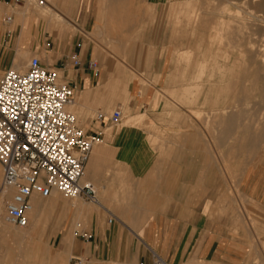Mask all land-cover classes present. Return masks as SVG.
I'll return each instance as SVG.
<instances>
[{"label":"rangeland","instance_id":"1","mask_svg":"<svg viewBox=\"0 0 264 264\" xmlns=\"http://www.w3.org/2000/svg\"><path fill=\"white\" fill-rule=\"evenodd\" d=\"M38 1H42L43 4ZM186 1H189V5L185 3ZM256 1L219 0L220 4H218V0H203L205 3L202 0H182L152 5L146 4L145 0H107L102 6V10L99 11V16L97 0H94L96 7L89 10V15H94V21L99 18L98 20L101 22H106L100 24L103 27L102 35L99 34L97 38L95 37L96 39H92L90 34L95 23H90L85 27L75 22L78 27L68 25L63 18H69L62 14L56 0H30L29 5H26L21 11L24 10L28 17L46 12V17H36L37 19H34L35 22L39 20L45 21V27L48 31H52L58 26H64L66 28V38H74V42L81 29L84 30L87 37L85 41L87 58L91 57L96 61L101 73L100 78L92 82L90 89L85 92H76L73 105L67 107V111L76 116L84 130L88 128L98 110H103L109 114L114 108L120 107L122 111V120L118 125H111L107 122L103 124L101 132L106 135L125 125L128 117L142 116L144 114L142 116L144 123L137 127L145 132L146 139L154 151L155 166L163 161L171 160L174 152L177 151L178 153L179 150L181 156L189 160L208 161L211 159L213 162L214 184L227 186V191L232 199L229 202L244 215L242 219H244L243 223L247 231H249L248 233L252 235L253 232H258L256 235L259 237L258 221L261 219L257 216L261 214L259 206L254 202L242 199L239 195L237 185L238 170L236 169L237 162L245 161L247 163L254 160L255 157L258 158L259 154L264 152V135L261 134L264 132V70H260L255 63L253 65L252 58L255 57L258 60L259 52L258 50H254V52L250 50L247 43L249 40L254 41L257 37L256 34H252L251 21L253 19L248 16L249 13L255 14L258 19L264 17V1L258 0V3ZM107 2L110 6L106 5ZM43 5L48 6V8ZM225 5L226 7L224 8ZM244 5L246 6L244 7ZM105 6H108L109 10ZM169 6L172 8L170 9ZM203 6L204 8L202 9ZM53 8L57 14L52 12ZM187 10L189 12L193 11L192 16L194 15L193 17L197 19L195 22L187 23L188 21L185 17ZM238 15L242 16H239V18ZM214 18L215 21L213 22ZM200 19L201 21H199ZM232 20L234 22L242 20L243 22L238 21L236 23L238 25H236ZM218 25H220L219 28ZM221 25L224 27L223 29L220 28ZM238 26H241L242 29ZM202 28L207 30L204 31ZM215 30H217V33ZM218 31L221 33L219 36H217ZM220 36L223 39H220ZM236 43L237 45H232ZM234 48L237 52H235ZM52 53V51H43L40 55L33 53L24 56L20 55L13 58H5V62H13L10 69L16 65L20 71H24L31 56L36 55L42 63L44 61L49 63L57 57ZM102 56L105 57L103 64L100 62ZM244 58L249 63L245 62ZM208 60L211 61L209 62ZM82 61L83 64L80 67H85L87 60ZM246 65H248V68ZM80 67H75L74 69ZM107 67L112 69L119 67L120 78L115 81L112 80V72H107ZM159 71L162 72L161 78L156 75ZM219 73L220 77H217ZM248 73L249 77H247ZM256 76L261 77L257 78ZM253 77H256L261 83H257L258 81ZM111 80V84L104 88V85ZM190 82L193 85H190ZM207 83L211 85V88ZM133 86L139 90L141 96L148 89L153 90V109L151 110L153 115L148 114L144 109L135 111L130 109L128 101L130 99V90ZM104 95L110 96L107 98L101 97ZM111 97H117L119 102L113 103ZM196 97L199 99L197 100ZM240 98L242 103H240ZM185 99L186 102H184ZM91 105L100 106L101 109H90ZM222 106L223 108H221ZM261 124L262 127L260 126ZM244 129L247 131H244ZM239 133H241V137H239ZM260 137L263 139H260ZM99 139L101 141L94 145L92 151L97 145L105 142L100 136ZM242 144H244L243 147ZM240 148H243V152L240 151ZM83 179V181L81 180L82 182H87L85 178ZM93 185L96 189V199L99 198L101 205L108 209L103 199L108 198L110 194L101 191L100 186ZM125 188H128V186H125ZM129 193L125 192L124 195L127 196L126 194L129 195ZM6 199L7 196L3 195L0 201V264H66V258L58 255L60 248L58 239L66 226V222L71 218L73 209L77 208L84 213L91 209L101 208L99 205L96 206L84 198H67L62 194L56 193L55 196L51 195L49 198H39L42 204L50 207H47L38 219H35L33 210H31L27 227L18 228L3 221ZM51 200L55 205L51 204ZM66 202L68 205H65V209L63 204H66ZM72 205L74 206L73 208ZM77 220L79 219H73L72 221L74 223ZM26 229H29L32 237L30 235L29 240L28 238L22 240L20 237ZM262 246L264 251V245L262 244Z\"/></svg>","mask_w":264,"mask_h":264},{"label":"crops","instance_id":"2","mask_svg":"<svg viewBox=\"0 0 264 264\" xmlns=\"http://www.w3.org/2000/svg\"><path fill=\"white\" fill-rule=\"evenodd\" d=\"M166 1L182 0H145L152 5ZM29 3L30 0H0V77L13 65L12 61L5 62V58L52 51L56 59L43 63L56 69L61 79L73 86L75 98L76 92L90 89L95 80L83 66L74 69L67 65L63 69L61 65L68 61L80 41L82 60L92 59L87 58L84 30L81 29L75 42L74 38H66L64 26L48 31L45 21L35 22L33 16L21 11ZM56 3L69 18L63 19L76 27L75 23L84 27L94 24V15H89V10L96 4L101 8L100 0L95 5L94 0H56ZM6 15L12 17L10 24L3 22ZM24 19L26 24H22ZM104 59L102 56L101 64ZM115 69L107 67L106 71L113 73ZM156 75L161 78L162 72ZM153 97V90L148 89L141 96L133 86L128 101L130 109H144L151 114ZM111 98L113 103L119 102L117 97ZM92 108L101 109L91 105ZM91 121L87 129L98 131L105 142L92 151L84 178L110 194L103 199L108 209L84 213L73 209L58 239V255L66 258V264H73L72 258L80 259V264H155L157 256L166 264H264V152L247 163H236L239 195L259 206L261 213L257 215L261 218L257 237L258 232L248 233L244 215L230 204L227 186L214 184L211 159L189 160L179 150L171 160L155 166L154 151L141 128L123 125L106 135L101 132L103 124L93 118ZM125 192L130 193L125 196ZM65 205L68 203L63 204L66 209ZM47 207L50 206L38 207L35 219ZM73 219L79 220L73 223ZM79 230L91 234L92 239L82 240Z\"/></svg>","mask_w":264,"mask_h":264},{"label":"built area","instance_id":"3","mask_svg":"<svg viewBox=\"0 0 264 264\" xmlns=\"http://www.w3.org/2000/svg\"><path fill=\"white\" fill-rule=\"evenodd\" d=\"M3 22L10 24L12 17L6 15ZM81 43H76V50L61 65L63 69L83 64ZM85 69L94 80L100 78L95 60L88 59ZM73 103V86L36 55L31 56L24 71L7 69L1 75L0 193L7 196L4 223L27 227L34 198H49L54 192L96 202L95 186L81 180L100 134L84 130L76 116L67 111ZM121 120L120 107L109 114L97 112L93 118L95 122L111 125H118ZM78 233L82 240L92 239L87 232ZM72 260L73 264H80V259ZM155 264L166 263L157 256Z\"/></svg>","mask_w":264,"mask_h":264},{"label":"bare ground","instance_id":"4","mask_svg":"<svg viewBox=\"0 0 264 264\" xmlns=\"http://www.w3.org/2000/svg\"><path fill=\"white\" fill-rule=\"evenodd\" d=\"M107 1V0H106ZM106 1L105 0H100V7L102 8V6H103V4H104V2L106 3ZM114 1V0H113ZM118 1V0H117ZM125 1V0H124ZM204 1H206V0H204ZM226 1V0H225ZM233 1H235V0H233ZM238 1V0H237ZM258 1V0H257ZM256 1V2H257ZM264 1V0H263ZM262 1V2H263ZM39 2V1H38ZM166 2H168V1H166ZM202 2H203V0H202ZM201 2V3H202ZM218 2H219V0H218ZM248 2V1H247ZM246 2V3H247ZM110 3V2H109ZM187 5H189V1H186L185 2ZM203 3H205V2H203ZM229 3V2H228ZM232 2H230V4H231ZM244 3H245V1H244ZM251 3V2H250ZM258 3V2H257ZM41 4H43V3H41ZM114 4V3H113ZM177 4V3H176ZM218 4H220V2L218 3ZM227 4V3H226ZM106 5H108V6H110L109 4H108V2H107V4ZM191 5H192V3H191ZM198 5H200L199 3H198ZM231 5H233V3L231 4ZM242 5V4H241ZM255 5V4H254ZM43 6H45V5H43ZM108 6L106 7L105 6V8H107L108 9ZM171 6V5H170ZM169 6V7H170ZM205 6V5H204ZM204 6L202 7V9L204 8ZM210 6V5H209ZM229 6V5H228ZM235 6H236V4H235ZM243 6V5H242ZM246 5H244V7H245ZM45 7H47L48 8V6H45ZM50 7H52V6H50ZM182 7V6H181ZM199 7H201V6H199ZM207 7V6H206ZM212 7V6H211ZM211 7H209L211 10H212V8ZM226 7V5L224 6V8ZM232 7V6H231ZM254 7H256V6H254ZM98 9V14H99V16H100V10H102V9ZM105 8H104V11H105ZM172 7H170V9H171ZM175 8H176V6H175ZM221 8H223V7H221ZM257 8V7H256ZM256 8H254V9H256ZM190 9V8H189ZM193 9V8H192ZM198 9V8H197ZM228 9V8H227ZM226 9V10H227ZM237 9V8H236ZM243 9H246V8H243ZM259 9H261V8H259ZM258 9V10H259ZM109 10V9H108ZM117 10V9H116ZM176 10V9H175ZM196 10V9H195ZM201 10V9H200ZM206 10V9H205ZM205 10H203V11H205ZM221 10H223V9H221ZM233 10V9H232ZM235 10V9H234ZM251 10V9H250ZM250 10H248L249 12H250ZM183 11L185 12V10L183 9ZM182 10H181V12H183ZM197 11V10H196ZM195 11V12H196ZM220 11V10H219ZM259 11H261V10H259ZM52 12H54L55 14H57L56 13V11L54 10V8L52 9ZM171 12V11H170ZM183 12V13H184ZM193 12V11H192ZM192 12L190 11H186V15H185V17H186V19H187V23H189V22H191V21H194L195 22V20H197L195 17H193L192 16ZM194 12V13H195ZM202 12V11H201ZM201 12H200V14H201ZM213 12V11H212ZM242 12V11H241ZM257 12V11H256ZM256 12H254V13H256ZM46 13V12H45ZM45 13H34V14H36V15H33V19H35L36 17H41V18H43V17H46V14ZM102 13V12H101ZM175 13V12H174ZM183 13H181V14H183ZM220 13V12H219ZM237 14H240V13H238V12H236ZM244 13V12H243ZM242 13V14H243ZM247 13V12H246ZM253 13V12H252ZM105 14H106V12H105ZM179 14H180V12H179ZM204 14V13H203ZM207 14V13H206ZM208 14H210V13H208ZM226 14V13H225ZM227 14H228V12H227ZM197 15V14H196ZM212 15V14H211ZM215 15V14H214ZM232 15V14H231ZM234 15L235 16H237L235 13H234ZM60 16V15H59ZM105 16V15H104ZM174 16H175V14H174ZM179 16V15H178ZM178 16H176V17H178ZM182 16V15H181ZM201 16H202V14H201ZM201 16H199V17H201ZM215 16H217V15H215ZM234 16V17H235ZM239 16H242V15H238V17ZM246 16V15H245ZM248 16H250L253 20L251 21L252 22V24H251V27H252V30H253V33L252 34H256V39L254 40V41H251V40H249L247 43H248V48L250 49V50H253V52H254V50H258V52H259V59L258 60H256V58L255 57H253V56H255L254 54H253V58H252V63H253V65H254V63L258 66V68L260 69V70H264V17L263 18H261V19H258V16H256L255 14H251V13H249V15ZM198 17V18H199ZM204 17H205V15H204ZM203 17V18H204ZM221 17H223V16H221ZM225 17V16H224ZM244 17V16H243ZM250 17H248V18H250ZM259 17H261V16H259ZM60 18V17H59ZM202 18V19H203ZM217 18V17H216ZM220 18V17H219ZM236 18V17H235ZM240 18V17H239ZM242 18V17H241ZM247 18V17H246ZM245 18V19H246ZM37 19V18H36ZM99 19V18H98ZM96 20V22H95V26H94V36H93V34H91L92 35V38L94 39L95 37L97 38L98 37V35L99 34H101L102 35V29H103V27L100 25V24H102V23H106V22H101L100 20ZM102 19V18H101ZM176 19H179V18H176ZM182 20H183V18H181ZM222 19V18H221ZM230 19V18H229ZM233 19V18H232ZM244 19V18H243ZM58 20H60V19H58ZM217 20V19H216ZM231 20V19H230ZM234 20V19H233ZM232 20V22H234ZM248 20H250V19H248ZM67 23H68V25H71V26H73L74 24L71 22V21H69V20H65ZM180 21V20H179ZM199 21H201V19L199 20ZM215 21V18H214V20H213V22ZM239 21V20H238ZM238 21L237 22H234V24H236V23H238ZM240 21H242V20H240ZM239 21V22H240ZM247 21V20H246ZM120 22V21H119ZM184 22V21H183ZM219 22H221L220 20H219ZM230 22V21H229ZM243 22V21H242ZM251 22H248V23H251ZM111 23V22H110ZM206 23V22H205ZM209 23V22H208ZM244 23H246V22H244ZM22 24H26V22H25V19L24 20H22ZM64 24V23H63ZM196 24V23H195ZM211 24V23H210ZM209 24V25H210ZM220 24V23H219ZM111 25V24H110ZM187 25V24H186ZM189 25V24H188ZM199 25V24H198ZM203 25H204V23H203ZM236 25H238V24H236ZM235 25V26H236ZM241 25V24H240ZM200 26V25H199ZM205 26V25H204ZM203 26V27H204ZM219 26L220 25H218V28H219ZM228 26V25H227ZM206 27V26H205ZM204 27V28H205ZM214 27V26H213ZM239 28H241V26H238ZM74 28V27H73ZM112 28H113V26H112ZM207 28H209V27H207ZM220 28H224V27H222V25H221V27ZM200 29H201V26H200ZM203 29V28H202ZM226 29H229V28H226ZM225 29V30H226ZM242 29V28H241ZM240 29V30H241ZM246 29H248V28H246ZM113 30V29H112ZM204 31L205 30H207V29H203ZM218 30V29H217ZM217 30H215L216 31V33H217ZM230 30V29H229ZM244 30V29H243ZM202 31V30H201ZM213 31V30H212ZM223 31V30H222ZM248 31H249V29H248ZM23 32V31H22ZM230 32V31H229ZM234 32H235V30H234ZM241 32V31H240ZM245 32V31H244ZM252 32V31H251ZM205 33V32H204ZM220 32L218 31V35L217 36H219V35H221V33L219 34ZM236 33V32H235ZM248 33H250V32H248ZM208 34V33H207ZM206 34V35H207ZM242 34V33H241ZM243 35V34H242ZM24 34L22 33V35H21V40H23L24 39ZM225 36V35H224ZM233 36V35H232ZM245 36V35H244ZM214 37V36H213ZM221 37V36H220ZM219 37V38H220ZM249 37V36H248ZM95 38V39H96ZM220 39H223V37H221ZM230 39V38H229ZM228 39V40H229ZM244 39H245V37H244ZM249 39V38H248ZM210 40H212V39H210ZM209 40V41H210ZM111 41H114V40H111ZM116 41V40H115ZM219 41H221V40H219ZM126 42V41H125ZM213 42V41H212ZM226 42H227V40H226ZM229 42H230V40H229ZM117 43H119V42H117ZM211 43V42H210ZM222 43V42H221ZM232 43V42H231ZM220 44V43H219ZM227 44V43H226ZM230 44V43H229ZM210 45V44H209ZM232 45H237V43L236 44H232ZM245 45V44H244ZM124 46V45H123ZM213 46H214V44H213ZM219 46V45H218ZM224 46H225V44H224ZM223 46V47H224ZM220 47V46H219ZM235 48H236V46H234ZM228 48V47H227ZM234 48V50H236ZM233 49V48H232ZM243 50V49H242ZM245 50V49H244ZM249 50V51H250ZM248 51V52H249ZM218 52V51H217ZM224 52V51H223ZM228 52V51H227ZM235 52H237V50L235 51ZM245 52V51H244ZM239 53V52H238ZM250 53V52H249ZM210 54H211V52H210ZM237 54V53H236ZM236 54H235V56H236ZM245 54V53H244ZM218 55V54H217ZM234 55V54H233ZM238 55V54H237ZM250 55V54H249ZM24 56V55H23ZM208 56V55H207ZM248 56V55H247ZM258 56V55H257ZM202 57H203V55H202ZM226 57H227V55H226ZM231 57V56H230ZM245 57V56H244ZM207 58V57H206ZM248 59V58H247ZM203 60V59H202ZM207 60V59H206ZM214 60V59H213ZM218 60H220V59H218ZM204 61V60H203ZM202 61V62H203ZM209 62L211 61V60H208ZM207 61V62H208ZM244 61L245 62H247V63H249L248 61H246L245 60V58H244ZM249 61H251V60H249ZM205 62V61H204ZM223 62V61H222ZM201 63V62H200ZM206 63V62H205ZM219 63H220V61H219ZM251 63V62H250ZM251 63V64H252ZM216 64V63H215ZM225 64V63H224ZM224 64H223V66H224ZM244 64V63H243ZM246 64V63H245ZM222 65V64H221ZM198 66V65H197ZM248 65H246V67H247ZM251 67H253L252 65H250ZM205 67H206V65H205ZM232 67V66H231ZM200 68H201V66H200ZM208 68V67H207ZM216 68V67H215ZM214 68V69H215ZM248 68V67H247ZM13 70H17V71H20L19 70V68H18V66H16V65H14L13 66V68H12ZM212 69H213V67H212ZM212 69H211V72H212ZM219 69V68H218ZM243 69H245V68H243ZM250 69V68H249ZM248 69V70H249ZM198 70V69H197ZM202 70V69H201ZM210 70V69H209ZM255 70V69H254ZM214 72V71H213ZM246 72V71H245ZM250 72V71H249ZM201 73H203V72H201ZM224 73V72H223ZM253 73V72H252ZM256 73H258V72H256ZM213 74V73H212ZM243 74V73H242ZM253 75V74H252ZM261 75V74H260ZM195 76V75H194ZM194 76H193V78H194ZM197 76V75H196ZM213 76V75H212ZM250 75H249V73H248V76L247 77H249ZM217 77H220V73H219V76H217ZM222 77V76H221ZM225 77V76H224ZM245 77V76H244ZM257 77V76H256ZM256 77L254 78V79H256ZM259 77H261V76H259ZM259 77H257V78H259ZM120 78V76H119V67H116V69H115V71L112 73V80H117V79H119ZM202 78H204V77H202ZM253 78H251L252 80H253ZM205 79H207V78H205ZM248 79V78H247ZM112 80L111 81H109V82H107L105 85H104V88H106L108 85H110L111 84V82H112ZM192 80V79H191ZM216 80V79H215ZM219 80H220V78H219ZM224 80V79H223ZM228 80V79H227ZM251 80V81H252ZM257 81H258V79H256ZM255 80V81H256ZM259 80H261V79H259ZM113 81V82H114ZM213 81V80H212ZM217 81V80H216ZM215 81V82H216ZM250 81V82H251ZM205 82V81H204ZM211 82V81H210ZM225 82V81H224ZM239 82V81H238ZM203 83V82H202ZM228 83V82H227ZM257 83H261V82H257ZM198 84V83H197ZM205 84H206V82H205ZM207 84H209V83H207ZM223 84V83H222ZM234 84V83H233ZM190 85H193V84H191V82H190ZM199 85V84H198ZM213 85V84H212ZM216 85V84H215ZM215 85H214V87H215ZM249 85V84H248ZM251 85V84H250ZM203 86V85H202ZM239 86V85H238ZM257 86V85H256ZM204 87V86H203ZM209 87L211 88V85L209 84ZM253 87V86H252ZM264 87V86H263ZM246 89V88H245ZM194 90V89H193ZM207 91V90H206ZM120 92V91H119ZM243 92V91H242ZM203 94V93H202ZM226 94V93H225ZM195 95V94H194ZM197 96H198V94H196ZM206 95H207V92H206ZM223 95V94H222ZM186 96V95H185ZM190 97V96H189ZM195 97V96H194ZM193 97V98H194ZM200 97H201V95H200ZM224 97H225V95H224ZM197 98V97H196ZM204 98H207V97H204ZM190 99V98H189ZM199 98H197V100H198ZM227 99V98H226ZM225 99V100H226ZM228 100H229V98H228ZM192 101V100H191ZM205 101H206V99H205ZM208 101V100H207ZM184 102H186V99H185V101ZM193 102V101H192ZM240 103H242L241 102V98H240ZM253 103V102H252ZM239 104V103H238ZM204 105H205V103H204ZM240 106V105H239ZM262 107V106H261ZM221 108H223V106L221 107ZM264 108V107H263ZM129 109V108H128ZM214 110V109H213ZM218 111V110H217ZM225 111V110H224ZM235 111V110H234ZM244 111V110H243ZM264 111V110H263ZM202 112V111H201ZM238 112V111H237ZM259 112V111H258ZM223 113V112H222ZM225 113V112H224ZM243 113V112H242ZM262 113V112H261ZM226 114V113H225ZM244 114V113H243ZM260 114V113H259ZM264 114V113H263ZM142 115V114H141ZM144 115V114H143ZM142 115V116H143ZM235 115V114H234ZM233 115V116H234ZM142 116H140V115H136V116H132V117H128L127 118V120H126V123H125V125H127V126H139V125H141L142 123H144L143 122V118H142ZM198 116V115H197ZM226 116H228V115H226ZM225 116V117H226ZM239 116V115H238ZM218 117V116H217ZM263 117H264V115H263ZM228 118H229V116H228ZM234 118V117H233ZM243 119V118H242ZM245 119V118H244ZM230 120V119H229ZM237 120H238V118H237ZM247 120V119H246ZM263 121V120H262ZM260 122V121H259ZM249 123V122H248ZM260 123H262V122H260ZM264 123V122H263ZM236 126V125H235ZM252 126V125H251ZM250 126V127H251ZM259 126V125H258ZM261 127H262V124L260 125ZM242 127V126H241ZM264 127V126H263ZM243 128V127H242ZM242 128H240L241 130H243ZM244 128H246V127H244ZM260 128V127H259ZM209 129V128H208ZM240 129H239V131H240ZM252 129V128H251ZM263 129V128H262ZM246 129H244V131H245ZM243 131V132H244ZM247 131V130H246ZM242 132V131H241ZM253 132H254V130H253ZM241 133H239V137H241L242 135H240ZM261 134H263L264 135V132L263 133H261ZM262 135V136H263ZM260 139H263V138H261L260 137ZM264 140V139H263ZM239 142H240V140H239ZM243 145V144H242ZM95 155V154H94ZM98 155V154H97ZM94 158H95V156H94ZM84 178V177H83ZM82 178V181L84 180ZM85 182V181H84ZM55 192L52 194L53 196H55ZM3 195L4 194H0V201H1V199L3 198ZM53 199V198H52ZM54 200V199H53ZM58 204V203H57ZM96 204H98L101 208L103 207L100 203H99V201L97 200L96 201ZM40 206H42V202H41V200L39 201V198L38 197H35L34 198V200H33V202H32V210H33V213L34 212H36V210H37V208L38 207H40ZM1 207V206H0ZM30 214H31V212H30ZM30 214H29V217H30ZM28 223H29V221H28ZM0 226H1V221H0ZM26 228V227H25ZM30 235H31V233L29 232V229H26V231L21 235V239L22 240H24V239H26V238H28V240L30 239ZM31 237H32V235H31ZM59 260V259H58Z\"/></svg>","mask_w":264,"mask_h":264}]
</instances>
